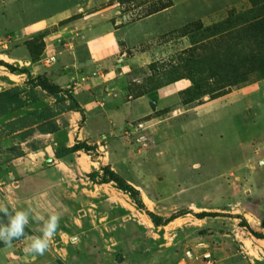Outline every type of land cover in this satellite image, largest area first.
<instances>
[{
	"label": "rangeland",
	"instance_id": "1",
	"mask_svg": "<svg viewBox=\"0 0 264 264\" xmlns=\"http://www.w3.org/2000/svg\"><path fill=\"white\" fill-rule=\"evenodd\" d=\"M58 4L50 15L54 23L46 31L56 46L74 43L77 27L82 32L85 25H106L115 30L121 57L146 56L141 58L143 65L125 71L121 83L126 96L154 97L178 81L188 83L178 93L177 105L148 117L155 102L148 104L140 114L143 120L124 129V140L102 135L88 144L96 151L71 156L60 165L64 174L60 183L66 186L60 199L79 204V214H90L88 224L81 225L80 235L90 239L82 250L90 252L96 239L112 246L100 264H206L208 254L215 264H264V242L255 241L246 228L239 229L245 219L257 225L264 222V0ZM24 45L35 62L43 50L41 37H26ZM11 51L0 45V61L7 59L1 53ZM46 58L41 56L39 64L46 74L35 73L34 83L40 97L51 98L54 106L56 96L47 86L60 89L58 96L66 98L73 95L74 85L68 81L70 68L63 74ZM10 73L0 65V91L14 86L26 91L29 78ZM241 89L250 92L245 103L208 118L196 113L197 106ZM17 115L3 117L0 125L20 118ZM25 132L3 138L1 149L10 151L24 140L30 144L39 140L35 139L39 132L24 139ZM22 148L29 151L35 146L17 149ZM108 165L140 192L149 212L164 219L186 214L156 227L129 194L113 184H99L100 175L96 183L87 179L89 172ZM202 212L221 216L196 218ZM86 256L80 254L82 264L96 263L95 257Z\"/></svg>",
	"mask_w": 264,
	"mask_h": 264
},
{
	"label": "crops",
	"instance_id": "2",
	"mask_svg": "<svg viewBox=\"0 0 264 264\" xmlns=\"http://www.w3.org/2000/svg\"><path fill=\"white\" fill-rule=\"evenodd\" d=\"M59 1L0 0V26H2L0 27V45L10 47L12 50L1 53L7 56L6 63L28 71V74L18 73L19 76L34 78L35 73L46 74L42 70L43 67L39 65L41 56H46V60L55 57L56 61L53 65L56 69L65 74L64 69L70 68V78H67L69 83L74 85V98L84 110V116L77 111L59 115L57 123L61 127L60 131L37 136L35 139L39 140H36L37 144L34 143L35 149L26 151L22 148L26 152L23 157L16 158L10 151L0 150V207L9 206L14 211H28L27 225L34 232L30 237L1 248L0 264H82L79 259L80 254L95 257V264L103 262L102 257L112 246L100 245L99 240L96 239L90 252L83 251L82 245L90 239L80 235L83 231L81 225L88 224L90 214H79L77 211L81 208L79 204L60 199V194L66 191L65 184L60 183V176L62 179L64 176L60 173V165L71 156L78 157L86 153L80 151L63 159H57L56 153L71 148L79 142L95 143L94 140H99L103 137L102 135L107 140H124L122 135L124 129L131 123L143 120L139 119L140 114H145L148 104L152 105V102H155L152 110L145 114L151 117L156 111L177 105L180 102L178 93L188 87V83L182 80L161 89L154 97L126 96V89L121 83L124 73L134 71L143 65L141 58L146 56L137 55L133 59L121 57L120 43L115 36V30H109L106 25H94L91 28L85 25L86 28L82 32L77 27L74 43L68 42L63 47L56 46L50 36L51 32L46 31L54 23L51 24L50 15L58 7ZM85 19L87 20L88 17ZM36 35L41 37L43 50L34 62L24 41L26 37ZM3 39L5 41H2ZM117 61L121 64L118 65ZM10 74L15 75V73ZM248 93L250 92L247 89L235 91L224 98L197 106L195 111L202 118H208L216 112L245 103L244 98ZM222 99L223 104L220 103ZM51 105H53L51 98L43 97L38 103L15 111L19 114L16 117H22ZM28 141H22L19 146L14 144L13 147H23L31 143ZM253 141L251 144H260L258 140ZM243 145L242 143L239 147L243 148ZM257 147L262 150L261 146ZM261 154L264 156V152ZM44 181L46 185H43ZM52 213L59 214L58 228L50 240L53 247L49 246L43 255L26 251L34 238L43 236V229ZM40 217L43 218L40 219ZM245 221L252 230L264 234V222L258 221L259 225H257L256 222L253 224L249 220L245 219ZM243 228L246 227L239 226V229ZM246 229L249 231L248 228ZM252 238L255 241L264 242V239L254 236ZM87 263L90 264L89 261Z\"/></svg>",
	"mask_w": 264,
	"mask_h": 264
},
{
	"label": "trees",
	"instance_id": "3",
	"mask_svg": "<svg viewBox=\"0 0 264 264\" xmlns=\"http://www.w3.org/2000/svg\"><path fill=\"white\" fill-rule=\"evenodd\" d=\"M0 65L6 67L11 73L28 74L27 70L20 69L4 61H0ZM35 79L36 78L29 76V80L26 82V85L28 87L26 91H24L20 86H14L12 88L0 91V119L14 113L15 111H19L27 106L36 104L41 100L40 95L36 92L37 85H35L34 83ZM47 90L50 92V94H52L54 98L56 96V101H55L56 105L54 104V106L43 107L39 110L30 112L16 120H13L12 122L1 125L0 150H1L2 139L9 137L19 131L20 132L26 131L24 139L32 137L36 131L44 135L54 134L59 132L61 127L57 123V117L62 113L77 111L81 113L82 116H84V110L74 98V93L73 95H71L72 93L70 92L69 97L60 98L58 96V93L61 92L60 89L48 85ZM20 123L22 124L23 127H19ZM27 145L28 148L34 147L33 146L34 144H27ZM96 150H97L96 146L91 147L87 143L79 142L71 148H66L64 150H61L60 152H57L56 158L63 159L80 151L89 153L91 151H96ZM10 152L16 158L23 157L26 155L22 149L18 150L16 147L10 150ZM99 175L101 177L98 182L99 184H113L114 187L119 191L125 194H129L133 199L137 208L141 211H145L156 227L166 226L172 221H174L176 218H178L179 216L186 214V212L183 213L179 212V214H173L169 218L164 219L161 216L149 212L142 201L140 192L136 188H134L131 184H129L127 181H125V179L121 177L117 172H115L110 165L102 167L100 171L91 172L90 174L87 175V178L93 183H96V180ZM6 208L10 213L14 215L15 211L11 207L7 206ZM195 216L198 219H205L208 217H218L221 215L217 213L202 212L199 214H195ZM0 222L4 224H7L8 222V218L4 215L3 212H0ZM240 226L248 228L250 233L254 237L259 239H264V235L259 234L254 230H252L246 221L240 224ZM24 232H25L24 236L20 237L19 239H13L11 243L20 241L34 234L33 230L28 225H26ZM8 245L9 244H6L3 240H0V249Z\"/></svg>",
	"mask_w": 264,
	"mask_h": 264
},
{
	"label": "clouds",
	"instance_id": "4",
	"mask_svg": "<svg viewBox=\"0 0 264 264\" xmlns=\"http://www.w3.org/2000/svg\"><path fill=\"white\" fill-rule=\"evenodd\" d=\"M0 212L8 218L7 224L0 222V240L6 244H11L13 239H19L25 235L24 229L28 224L29 212L25 210L15 211L14 215L6 207H0ZM43 217H40L42 219ZM59 214L49 215L46 225L43 229V236L36 237L26 251L43 255L49 247V242L58 228Z\"/></svg>",
	"mask_w": 264,
	"mask_h": 264
},
{
	"label": "built area",
	"instance_id": "5",
	"mask_svg": "<svg viewBox=\"0 0 264 264\" xmlns=\"http://www.w3.org/2000/svg\"><path fill=\"white\" fill-rule=\"evenodd\" d=\"M55 61H56L55 57H50V58H48L47 63H54ZM204 257L206 259V264H215L209 254L205 255Z\"/></svg>",
	"mask_w": 264,
	"mask_h": 264
}]
</instances>
